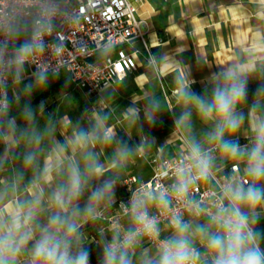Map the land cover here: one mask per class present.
Returning a JSON list of instances; mask_svg holds the SVG:
<instances>
[{
    "label": "clouds",
    "instance_id": "9594fccd",
    "mask_svg": "<svg viewBox=\"0 0 264 264\" xmlns=\"http://www.w3.org/2000/svg\"><path fill=\"white\" fill-rule=\"evenodd\" d=\"M57 16L78 20L75 12L61 7L60 0H47L35 16L16 8L0 12V143L5 149L0 169L9 158L22 165L0 187V264H21L24 253L30 264H90L83 223L98 219L101 207L114 202L121 170L152 142L144 137L131 147L117 141L107 116L97 117L91 127L77 125L69 140L57 142L56 155L41 164L42 144L53 136L54 125L49 119L41 128L30 103L20 109L23 123L17 124L10 113L20 93L8 97L5 73L13 84L23 81L25 65L48 48ZM62 48V41L55 43L57 53ZM106 51L107 45L101 48L102 54ZM48 76L46 70H38L34 83L24 84L20 92L31 96ZM247 91V75L239 65L221 71L210 90L202 92L180 78L176 95L182 110L175 124L187 133L184 152L165 171L171 176L169 184L145 185L132 194L124 208L129 224L104 241L101 264H264V231L257 228L264 215V116L257 114L256 104L250 109L249 143L242 146L236 138L245 121L240 106ZM159 109L157 101L149 100L144 111L149 125L156 123ZM193 111L207 126L202 138L193 132ZM126 117L135 123L139 112L129 108ZM97 145H115L107 167L100 162ZM217 154L234 162L232 174L223 181L216 179ZM29 171L32 175L25 183ZM106 172L111 173L107 178ZM200 183H213L215 191L196 199ZM161 217L169 230L163 239ZM145 238L156 241L155 251L137 256Z\"/></svg>",
    "mask_w": 264,
    "mask_h": 264
},
{
    "label": "built area",
    "instance_id": "2783aa9c",
    "mask_svg": "<svg viewBox=\"0 0 264 264\" xmlns=\"http://www.w3.org/2000/svg\"><path fill=\"white\" fill-rule=\"evenodd\" d=\"M143 1L60 0L61 7L75 12L78 20L69 21L62 16L56 17L55 30L47 38L48 48L34 62L25 65L29 73L23 80L35 77L38 70L44 69L50 77L68 78L75 89L88 98H94L100 95L104 88L118 85L130 74L137 72L141 66L139 60L143 53L147 54V66L155 67L157 62L152 52L154 46L149 41L151 25L138 13V6ZM45 3L47 0H0V12L16 8L29 16H35ZM2 39L3 37L0 36V40ZM58 41L63 42V48L59 53L55 50V43ZM137 43L143 45V53L136 48ZM105 45L108 46V51L102 54L101 48ZM11 49L10 43L9 53ZM5 79L9 87L12 77L5 73ZM7 95L10 98L8 89ZM169 107L172 112V106ZM173 119L175 120L174 117ZM109 127L115 130L117 136L118 129H121V121ZM177 128L182 135L180 128ZM183 137L185 140L186 136ZM135 143L137 146V142ZM183 152L184 144L183 151L175 157L164 156L162 150L149 156L145 155L144 150L138 152V159L146 158L148 177L128 174L119 180L117 185L122 194L115 201V213L109 218L111 223L117 225L119 217L127 216L124 208L134 192L145 185L169 184L171 176L165 175V171H170L171 165ZM218 161L216 164L220 170L216 172V179L223 181L232 174L234 162L224 164ZM214 191L213 183H200L194 191V197L200 199L202 196L211 195ZM152 213L158 215L156 209H153ZM165 224V219L161 217V239L165 237V232L169 231ZM100 232L102 235L105 230L101 228ZM97 242L102 254L104 241ZM142 242L155 249L156 241L145 238Z\"/></svg>",
    "mask_w": 264,
    "mask_h": 264
},
{
    "label": "rangeland",
    "instance_id": "374dc122",
    "mask_svg": "<svg viewBox=\"0 0 264 264\" xmlns=\"http://www.w3.org/2000/svg\"><path fill=\"white\" fill-rule=\"evenodd\" d=\"M136 48L142 53L144 47L141 43L136 44ZM154 58L157 60L154 51L152 50ZM147 54L143 53L140 56V63L142 67L139 71H145L150 74V79L148 83L144 86L137 85L133 78H129L122 84L115 86H110L104 88L100 95L94 98L86 97L81 91L75 89L69 81L64 82V88L57 94L54 100H47L43 103V109H40V104L33 107V100L38 97L47 87L54 84L59 80H63V77H50L48 76V81L43 86H35L31 96H25L21 89H23L24 84L34 83L35 77L27 78L23 80L20 84H11L8 87V92L10 98L14 94L20 93L18 104L14 103L11 110V116L16 118L17 124L22 126V120L20 118V109L25 103H30L31 106L37 111V122L42 128V120L46 116L51 115L48 113L49 108L53 102L56 103V110L53 114V125L54 134L52 137L47 138L43 144L44 149L43 155L40 157L41 164L43 161L50 156L51 152H55L52 157L56 154V144L57 142H65L69 140L77 125L83 127H91L95 122L97 117L107 116V126L116 124L121 121V129H118V134L116 136L117 141H123L131 147H136L137 144H141L142 137L146 136L151 143L145 144L144 152L146 156H149L152 152L159 148H165L170 153L182 148L184 144L183 135L186 136L187 133L181 127V133L175 124V120L181 113L182 106L178 103L177 98L171 96L169 87L162 82L160 77V71L157 65L155 67L147 66ZM157 62V61H156ZM29 73V70L25 68V73ZM248 79V91L247 100L240 106V111L244 115L245 121L240 131L237 134L238 140H243L246 145L249 143L250 138V126L249 122L251 119V106L253 104L257 105V114L264 116V92L260 91L264 89V59L258 63L256 69L251 74L247 75ZM213 85V84H212ZM211 85V86H212ZM211 86L199 90L200 92L204 90H210ZM196 91L195 89H193ZM149 100H155L159 103L160 109L156 113V123L154 125H149L144 119V111L147 107ZM170 101V103H168ZM172 106V112L169 106ZM129 108H135L139 112V120L135 123H130L126 117V111ZM175 120L173 119V117ZM193 132L197 138H202L204 131L207 126L202 124L199 118L196 116L195 111H193ZM132 138V140H131ZM135 140V141H134ZM242 145V146H243ZM174 146L175 148L173 149ZM115 145L111 147H101L96 146V151L101 152L100 162L107 165L110 162L112 150ZM22 150V149H19ZM18 150V151H19ZM5 149L4 145L0 143V157H4ZM218 156V163H228L233 162L231 160L221 159ZM137 157V153L129 160L126 167L121 170L119 178L123 177L124 174L138 172V174H144L147 169L146 158L140 159V165L133 163V160ZM22 165L20 161H12L10 158L5 166L0 169V187L4 184L10 182L12 178L13 169L21 168ZM32 173L29 171L25 176V183L31 178ZM110 172L105 173V178L110 176ZM83 200L81 204H83ZM264 217V215H262ZM85 223V222H84ZM82 231V229H81ZM83 233V244L90 245L91 238L84 231ZM100 242V241H99ZM92 247V253L97 259L96 264H101L102 254L99 249V243L95 242ZM155 249L151 247L142 246L136 249V254L139 256L141 252L154 253ZM25 254V253H24ZM22 255L20 257L21 264H30V256ZM25 256V257H24ZM91 264V263H90Z\"/></svg>",
    "mask_w": 264,
    "mask_h": 264
},
{
    "label": "crops",
    "instance_id": "0c3cea01",
    "mask_svg": "<svg viewBox=\"0 0 264 264\" xmlns=\"http://www.w3.org/2000/svg\"><path fill=\"white\" fill-rule=\"evenodd\" d=\"M138 13L151 25L149 41L154 46L161 80L176 98L181 77L198 92L211 86L224 69L239 65L248 75L264 59V0H144L138 6ZM139 70L125 81L132 77L137 85H146L151 75ZM181 146L178 150L171 146L173 153L165 148L154 152L162 150L164 156L175 157L183 151ZM140 161L136 157L133 163L140 165ZM144 170V174L133 172L123 177L128 174L148 177L147 169ZM121 194L117 185L114 202L100 209L98 219L105 230L100 242L129 224L128 216L119 217L117 225L109 219ZM168 234L166 231L165 236ZM142 246L149 247L145 242Z\"/></svg>",
    "mask_w": 264,
    "mask_h": 264
},
{
    "label": "trees",
    "instance_id": "16d2710c",
    "mask_svg": "<svg viewBox=\"0 0 264 264\" xmlns=\"http://www.w3.org/2000/svg\"><path fill=\"white\" fill-rule=\"evenodd\" d=\"M63 78H64L63 80H59L55 82L54 84L50 85L49 87H47L38 97H36L32 102L33 107H36L41 102H45L47 100H54L57 94L64 88L65 80L69 81L68 78L66 77H63ZM55 110H56V103L53 102L48 111V113H50L51 115L46 116L45 119L42 120L43 126L45 125L46 122H48L49 119L51 120V124L53 125V114L55 113ZM239 143L243 145L246 142L243 140H239ZM257 228L261 231H264V217L263 216H261V219L258 221ZM100 230H101L100 219H96L94 221L88 220L85 223H83V226H82V231L86 232L88 236L91 238L90 245L83 244L90 252V263L91 264L97 263V259L92 253V247L95 245L94 244L95 242L100 241L101 239ZM261 246L264 247V240L261 241Z\"/></svg>",
    "mask_w": 264,
    "mask_h": 264
}]
</instances>
